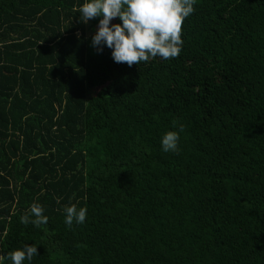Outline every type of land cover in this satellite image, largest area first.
I'll list each match as a JSON object with an SVG mask.
<instances>
[{
	"label": "trees",
	"instance_id": "trees-1",
	"mask_svg": "<svg viewBox=\"0 0 264 264\" xmlns=\"http://www.w3.org/2000/svg\"><path fill=\"white\" fill-rule=\"evenodd\" d=\"M84 2L0 0V255L264 264V0H196L179 56L131 67L92 46Z\"/></svg>",
	"mask_w": 264,
	"mask_h": 264
},
{
	"label": "clouds",
	"instance_id": "clouds-1",
	"mask_svg": "<svg viewBox=\"0 0 264 264\" xmlns=\"http://www.w3.org/2000/svg\"><path fill=\"white\" fill-rule=\"evenodd\" d=\"M196 0H85L77 9L80 21L87 24L97 17L98 27L92 36V46L102 53L104 46L111 49L116 63L133 64L148 62L150 59L177 58L182 51V25L187 17L194 13ZM122 23H111L114 18ZM43 43V41L41 42ZM175 127V122H174ZM167 131L161 139L164 152H178L180 132ZM60 203V198H56ZM65 224L71 228L73 222L83 224L87 217V208H77L76 204L64 207ZM32 217H35L32 219ZM20 222L36 227L48 222L44 207L33 203L30 209L20 217ZM38 255L35 244H25L21 248L7 253L12 264H23ZM0 255V261L6 258Z\"/></svg>",
	"mask_w": 264,
	"mask_h": 264
},
{
	"label": "rangeland",
	"instance_id": "rangeland-1",
	"mask_svg": "<svg viewBox=\"0 0 264 264\" xmlns=\"http://www.w3.org/2000/svg\"><path fill=\"white\" fill-rule=\"evenodd\" d=\"M92 20H93V19L89 20L88 23L85 24V26L87 27V32H86V35H87V36L90 35L91 33H93L94 31H96V30H97V27H98V25H97V26H94L92 29H91V28H88V26L91 25ZM111 22H112V21H111Z\"/></svg>",
	"mask_w": 264,
	"mask_h": 264
}]
</instances>
